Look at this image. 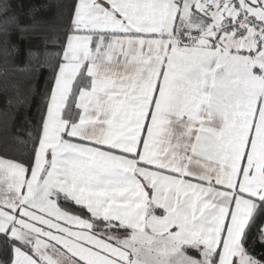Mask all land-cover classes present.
Wrapping results in <instances>:
<instances>
[{
  "label": "crops",
  "instance_id": "obj_1",
  "mask_svg": "<svg viewBox=\"0 0 264 264\" xmlns=\"http://www.w3.org/2000/svg\"><path fill=\"white\" fill-rule=\"evenodd\" d=\"M236 11L77 1L30 173L0 156V231L37 255L10 264H264V225L243 242L264 196V44L225 27ZM193 31L214 42L180 45ZM59 195L127 230L94 235Z\"/></svg>",
  "mask_w": 264,
  "mask_h": 264
},
{
  "label": "trees",
  "instance_id": "obj_2",
  "mask_svg": "<svg viewBox=\"0 0 264 264\" xmlns=\"http://www.w3.org/2000/svg\"><path fill=\"white\" fill-rule=\"evenodd\" d=\"M77 1L0 0V156L25 165L28 174L67 40L76 31ZM57 202L88 219L91 232L98 237L109 240L110 233L123 236L127 230L115 221L95 217L86 206L65 195H59ZM263 225L264 196L245 230V246ZM16 246L36 255L31 246L0 231V264L12 262Z\"/></svg>",
  "mask_w": 264,
  "mask_h": 264
},
{
  "label": "built area",
  "instance_id": "obj_3",
  "mask_svg": "<svg viewBox=\"0 0 264 264\" xmlns=\"http://www.w3.org/2000/svg\"><path fill=\"white\" fill-rule=\"evenodd\" d=\"M220 2L227 7H235L237 10L234 14V19L230 20L225 27L231 28L237 35H242L244 25H249L256 34L257 43L264 44V20L256 17L247 6L244 5L242 0H220ZM215 8L213 4L208 3L205 12L210 14ZM203 40L208 43L214 42L213 38L207 33L193 31L181 36L180 45L183 47L198 46Z\"/></svg>",
  "mask_w": 264,
  "mask_h": 264
},
{
  "label": "snow or ice",
  "instance_id": "obj_4",
  "mask_svg": "<svg viewBox=\"0 0 264 264\" xmlns=\"http://www.w3.org/2000/svg\"><path fill=\"white\" fill-rule=\"evenodd\" d=\"M26 30V29H25ZM33 31L34 32H36L37 31V29L35 28V26H33ZM36 71L38 72L39 71V66H37V69H36Z\"/></svg>",
  "mask_w": 264,
  "mask_h": 264
}]
</instances>
